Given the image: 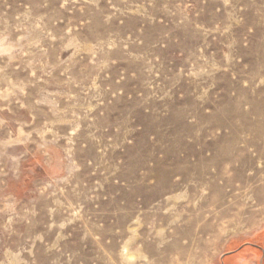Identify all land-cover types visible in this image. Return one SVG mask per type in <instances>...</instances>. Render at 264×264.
Masks as SVG:
<instances>
[{
    "label": "rangeland",
    "instance_id": "obj_1",
    "mask_svg": "<svg viewBox=\"0 0 264 264\" xmlns=\"http://www.w3.org/2000/svg\"><path fill=\"white\" fill-rule=\"evenodd\" d=\"M262 226L264 0H0V264H220Z\"/></svg>",
    "mask_w": 264,
    "mask_h": 264
},
{
    "label": "crops",
    "instance_id": "obj_2",
    "mask_svg": "<svg viewBox=\"0 0 264 264\" xmlns=\"http://www.w3.org/2000/svg\"><path fill=\"white\" fill-rule=\"evenodd\" d=\"M220 264H264V226L244 239H232L227 244Z\"/></svg>",
    "mask_w": 264,
    "mask_h": 264
},
{
    "label": "bare ground",
    "instance_id": "obj_3",
    "mask_svg": "<svg viewBox=\"0 0 264 264\" xmlns=\"http://www.w3.org/2000/svg\"><path fill=\"white\" fill-rule=\"evenodd\" d=\"M191 228V227H190Z\"/></svg>",
    "mask_w": 264,
    "mask_h": 264
}]
</instances>
